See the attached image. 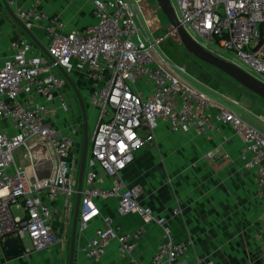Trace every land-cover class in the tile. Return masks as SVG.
<instances>
[{
  "label": "built area",
  "instance_id": "obj_1",
  "mask_svg": "<svg viewBox=\"0 0 264 264\" xmlns=\"http://www.w3.org/2000/svg\"><path fill=\"white\" fill-rule=\"evenodd\" d=\"M6 2L27 29L41 27L45 49L67 73L97 85L86 95L97 117L85 161L77 232L96 220L100 225L80 254L97 261L115 242L128 264H187L182 257L189 243L175 242L164 217L141 206L140 188L124 186L119 173L142 143V129L162 122L173 132L212 134L220 121L241 138L238 159L256 174L263 202L259 250L264 264V133L188 83L185 70L146 37L140 10L127 0H91L94 22L71 31L44 10ZM173 9L188 35L203 38L209 47L194 39L199 45L264 83V0H176ZM7 46L10 53L0 58V241L15 238L21 253H31L54 245L55 219L68 224L81 136L75 128L64 134L52 122L58 112L70 111L63 96L65 80L53 64L26 34ZM100 170L112 177L111 188L98 185ZM106 197L117 198L120 214L135 213L161 228L162 239L149 262L136 251L140 230L124 233L110 218L101 217L97 200ZM11 206L21 214H13ZM193 264L215 263L198 259Z\"/></svg>",
  "mask_w": 264,
  "mask_h": 264
},
{
  "label": "crops",
  "instance_id": "obj_2",
  "mask_svg": "<svg viewBox=\"0 0 264 264\" xmlns=\"http://www.w3.org/2000/svg\"><path fill=\"white\" fill-rule=\"evenodd\" d=\"M15 2L18 7L44 10L50 17L63 21L68 31L94 22L91 0ZM31 32L45 48L46 39L41 27L36 26ZM23 34L0 0L1 59L10 53L8 42ZM76 77L77 81L80 79L86 84L83 89L87 92L97 86L79 75ZM218 104L223 106L220 100ZM69 120L63 122L64 127L57 123L56 117L52 122L59 130L69 133L73 129ZM217 124L218 131L202 135L173 132L162 122H157L152 130L142 129L139 132L142 143L134 150L132 162L119 175L124 186L140 188L139 204L164 217L175 242L189 243L182 257L187 264L198 259L215 264H261L259 242L263 202L258 193L256 174L244 169L238 159L241 138L227 124L220 121ZM207 153H211V158L206 157ZM98 177L100 187L113 186L112 177L101 170ZM74 200L75 195L68 220L67 242L62 233L61 240L55 245L29 253L28 260H19L20 264H68ZM97 205L101 217L110 218L121 232L141 231L136 251L144 262H149L162 239L161 228L154 223H144L135 213L120 214L116 197L98 199ZM53 223L55 226L60 224L58 219ZM99 225L96 220L81 234L76 231L73 264H128L119 256L115 242L97 261L86 260L80 254V247ZM21 254L12 259L7 257L6 262L22 257Z\"/></svg>",
  "mask_w": 264,
  "mask_h": 264
},
{
  "label": "rangeland",
  "instance_id": "obj_3",
  "mask_svg": "<svg viewBox=\"0 0 264 264\" xmlns=\"http://www.w3.org/2000/svg\"><path fill=\"white\" fill-rule=\"evenodd\" d=\"M129 3L135 5V10H137V15L142 25L144 34L149 40L157 41L156 49L161 52V54L175 66L180 67L185 70L184 74L185 79L193 87H195L200 92L207 95L216 103H219V100L223 103V106L237 115L256 128L257 130L264 133V100L258 96L246 91L238 83L232 80L227 75L219 72L213 67L197 60L190 53H188L181 43L179 42L175 33H170L165 37L161 38L164 33L169 29V24L166 18L158 10L156 4L153 0H127ZM173 7L176 6V0H170ZM194 39L203 46L209 47L208 43L201 37L193 35ZM160 38V39H159ZM45 42V41H43ZM46 43V42H45ZM226 58L234 61L241 67H246L234 59L233 54L226 53L224 55ZM58 72V71H57ZM72 78L77 81V77L71 74ZM79 79V78H78ZM80 80V79H79ZM77 81V86L81 92L83 102L86 107V124H87V156L91 148V135L92 129L97 117V109H93L88 105L89 101L86 98L87 91L84 90L86 84L80 80ZM94 87V85H91ZM216 91V92H215ZM220 94L222 98L218 95ZM64 99L70 104V111L67 113L58 112L56 114L57 123L64 125V121L68 118L71 121L73 128L78 130L77 136H81V118L79 115V109L77 102L75 100L74 94L71 89L67 88L63 93ZM237 102L238 105L233 104L232 102ZM55 125V124H54ZM62 133H66L62 131ZM77 143H75V148ZM18 159H21V156H17ZM74 198V196H72ZM11 211L13 214H21V210H17L14 206H11ZM71 220V219H70ZM55 233L57 236L56 242L54 245L61 239L59 236L64 233V241L67 242L68 238V224L63 226L58 224L54 225ZM53 246V245H52ZM66 246V244H65ZM23 254V255H22ZM22 257L15 259L13 261L6 262V258L1 247H0V264H20L19 260H28L30 254L22 253ZM21 262V263H22ZM23 264V263H22Z\"/></svg>",
  "mask_w": 264,
  "mask_h": 264
},
{
  "label": "water",
  "instance_id": "obj_4",
  "mask_svg": "<svg viewBox=\"0 0 264 264\" xmlns=\"http://www.w3.org/2000/svg\"><path fill=\"white\" fill-rule=\"evenodd\" d=\"M153 1L156 4L158 10L166 18L169 24V29L167 30L166 33H164V35L161 36V38L165 37L170 33H175L183 48L188 53H190L194 58L213 67L219 72L227 75L236 83H238L241 87H243L246 91L264 100V83L252 77L251 75L247 74L237 65L211 54L209 51H207L201 45H199L194 39H192L177 21L170 0H153ZM1 2L7 14L19 26V28L29 37V39L33 42V44L41 50V52L48 58V60L53 64V66L58 71V73L65 80V83L68 85V87L71 89V91L74 94L79 109V115L81 118V128H82L81 149H80L79 166L77 173V185L75 192L74 208H73L72 222L70 228L69 256H68V264H73L74 243H75V235L77 231V223H78V215H79L80 193L83 184L85 161L87 156L88 138H87V124H86V107L83 102L81 92L77 84L75 83V80L72 78V76L69 73H67L48 54L47 50L40 44V42L36 39V37L31 32V30L27 29L24 26L22 21L15 15L13 10L7 5L6 0H1ZM0 245L1 248L3 249L4 255L10 259L21 254V248L19 247V243L15 238L12 237L6 238L0 243Z\"/></svg>",
  "mask_w": 264,
  "mask_h": 264
},
{
  "label": "trees",
  "instance_id": "obj_5",
  "mask_svg": "<svg viewBox=\"0 0 264 264\" xmlns=\"http://www.w3.org/2000/svg\"><path fill=\"white\" fill-rule=\"evenodd\" d=\"M75 83H76V82H75ZM66 87L69 88L67 84H66ZM69 89H70V88H69ZM80 147H81V143H80ZM0 243H1V241H0Z\"/></svg>",
  "mask_w": 264,
  "mask_h": 264
}]
</instances>
